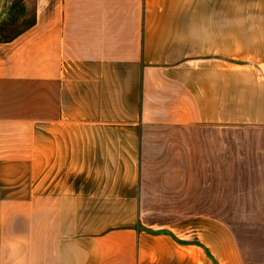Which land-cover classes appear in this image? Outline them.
<instances>
[{"label": "crops", "instance_id": "obj_1", "mask_svg": "<svg viewBox=\"0 0 264 264\" xmlns=\"http://www.w3.org/2000/svg\"><path fill=\"white\" fill-rule=\"evenodd\" d=\"M25 18L0 40V264H264V0Z\"/></svg>", "mask_w": 264, "mask_h": 264}, {"label": "rangeland", "instance_id": "obj_2", "mask_svg": "<svg viewBox=\"0 0 264 264\" xmlns=\"http://www.w3.org/2000/svg\"><path fill=\"white\" fill-rule=\"evenodd\" d=\"M36 0H9L11 11L13 12V19L10 22L9 20L3 24H0V40L8 39L11 36L15 35L19 30L23 29L29 19H22L23 16H31V2ZM234 216H227V220L233 218Z\"/></svg>", "mask_w": 264, "mask_h": 264}, {"label": "clouds", "instance_id": "obj_3", "mask_svg": "<svg viewBox=\"0 0 264 264\" xmlns=\"http://www.w3.org/2000/svg\"><path fill=\"white\" fill-rule=\"evenodd\" d=\"M253 19L252 17H245V18H239L235 21H227V23H237V24H243L245 22H247L248 20Z\"/></svg>", "mask_w": 264, "mask_h": 264}, {"label": "trees", "instance_id": "obj_4", "mask_svg": "<svg viewBox=\"0 0 264 264\" xmlns=\"http://www.w3.org/2000/svg\"><path fill=\"white\" fill-rule=\"evenodd\" d=\"M4 40H6V39H4ZM4 40H2V41H4Z\"/></svg>", "mask_w": 264, "mask_h": 264}]
</instances>
